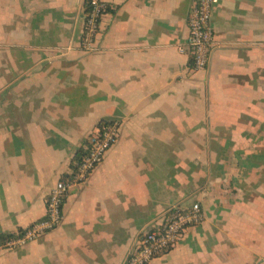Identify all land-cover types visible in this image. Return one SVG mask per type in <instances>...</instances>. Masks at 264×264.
Wrapping results in <instances>:
<instances>
[{
    "label": "crops",
    "instance_id": "1",
    "mask_svg": "<svg viewBox=\"0 0 264 264\" xmlns=\"http://www.w3.org/2000/svg\"><path fill=\"white\" fill-rule=\"evenodd\" d=\"M0 0V238L46 215L90 131L118 142L74 184L59 227L0 264H124L173 206L205 219L150 264H264V0H219L209 64L181 53L196 0Z\"/></svg>",
    "mask_w": 264,
    "mask_h": 264
},
{
    "label": "built area",
    "instance_id": "2",
    "mask_svg": "<svg viewBox=\"0 0 264 264\" xmlns=\"http://www.w3.org/2000/svg\"><path fill=\"white\" fill-rule=\"evenodd\" d=\"M219 0H196L188 17L189 37L186 45H179L181 53L192 57L193 70L206 68L215 45L212 16ZM109 5L105 0L85 1V15L81 48L86 52L97 49L96 39L102 30L103 17ZM121 131L119 120L103 121L89 133V151L77 165L71 178L60 179L51 189L46 200V215L31 226L15 233L2 245L15 249L35 241L59 227L64 218L63 207L70 188L85 181L105 159L109 150L118 142ZM205 219L199 202L190 207L173 206L168 209L162 223L142 233L124 264H150L153 259L168 252L182 240L189 227L201 224Z\"/></svg>",
    "mask_w": 264,
    "mask_h": 264
},
{
    "label": "trees",
    "instance_id": "3",
    "mask_svg": "<svg viewBox=\"0 0 264 264\" xmlns=\"http://www.w3.org/2000/svg\"><path fill=\"white\" fill-rule=\"evenodd\" d=\"M85 1H88V0H85ZM89 151V147H81L77 150L74 158H73V161H72V165H73V169L75 170V168L77 167V165L84 159V157L87 155ZM73 170V172H74ZM73 175V174H72ZM23 231V229H20V232ZM15 234H9V235H4L2 236L0 239H1V242L2 244L7 240L9 239L10 237L14 236Z\"/></svg>",
    "mask_w": 264,
    "mask_h": 264
}]
</instances>
